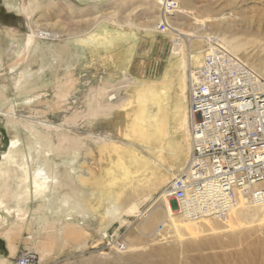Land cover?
Wrapping results in <instances>:
<instances>
[{
	"label": "bare ground",
	"instance_id": "1",
	"mask_svg": "<svg viewBox=\"0 0 264 264\" xmlns=\"http://www.w3.org/2000/svg\"><path fill=\"white\" fill-rule=\"evenodd\" d=\"M169 1L176 3L175 10L165 7ZM181 2L184 5L180 0H152V22L141 30L144 33L142 40L146 41L151 53L160 59L165 57L161 60L166 66L157 80L153 79L157 68L151 70L150 64L134 56L133 48L140 34L127 33L131 30L124 27L130 24L128 19L123 25L118 23L112 28L106 16L95 18L87 26L85 35H77L75 29L68 37L71 43L63 40L59 48L47 47L45 41L57 34L53 27L36 24L32 28L28 22L39 0H20L18 9L22 19L19 23L27 31L21 39L23 43L14 51L17 63L9 66L10 69L15 67L11 85L15 98L9 101L6 88L0 87V106L11 104L9 111L0 108V117L14 133L7 151L0 154V240L5 246L0 264L13 263L18 253L14 241L28 233L34 223L39 224L40 234L32 250L39 261L51 257L59 230L74 242L75 248H93L96 244L86 242L88 240L82 238L81 231L86 232L90 239L107 240L108 228L114 221L120 227H128L129 220L139 218L143 211L151 217V232L176 234L186 224L202 228L207 225L202 221L206 218L217 220L215 224L218 225L220 219L214 213V216L193 220L185 211L175 212L166 196L171 181L188 167L191 153L189 74L201 64L210 38H216L219 46L264 88V65L261 63L264 53L245 39L235 46L225 41L236 40V34L218 22L209 29L183 31L181 26L184 24L179 16L189 12L191 5L186 0ZM65 4L67 9H71L68 3ZM4 5L13 7V4ZM160 23L167 27L162 33L157 30ZM63 32L67 34V30ZM4 39L18 42L19 37L10 28L0 26V48ZM127 42L132 46L122 51L121 46ZM191 45L196 49L192 50ZM65 52H70V61L78 60L80 63L83 55L91 58L103 55L99 72L95 74L99 83L89 112H79L76 103L65 105L74 90V65L64 64L67 62ZM34 57L41 61L35 73L28 68ZM21 62L26 67L21 68ZM60 69L65 72L62 78H59ZM46 73L53 74L56 88L49 90L48 86L40 85L36 80L37 84L32 83L38 79L43 84ZM53 96L58 100L54 106L49 103ZM38 106L43 110L37 111ZM53 115H59L63 120L53 123L50 121ZM85 117L97 125L98 132L94 135L81 132L80 123ZM68 141H71V146L66 144ZM91 143L93 151L97 152V163L89 160L87 167L81 169L80 163L86 162L92 151ZM108 151L114 157L104 161V167L100 168L103 154L109 155ZM166 154L172 155L174 160L168 168L164 165ZM178 165H182L180 170ZM175 166H178L176 171ZM96 175H99L97 181ZM7 185L8 192L2 193ZM118 185H121L119 192L114 195L112 191ZM3 196H9L11 203L3 200ZM97 197L104 201L98 208L93 205ZM123 197L125 201H121ZM235 202L231 208L224 209L225 220H240L264 232V202H249L243 198ZM146 244L153 245V241L142 243L125 239L124 247L117 244L115 248L90 257L87 262L106 264L104 261L123 258L126 251L127 264H154L152 258L166 253L163 244L155 247H146ZM124 261L120 260L119 264H125Z\"/></svg>",
	"mask_w": 264,
	"mask_h": 264
},
{
	"label": "rangeland",
	"instance_id": "2",
	"mask_svg": "<svg viewBox=\"0 0 264 264\" xmlns=\"http://www.w3.org/2000/svg\"><path fill=\"white\" fill-rule=\"evenodd\" d=\"M10 1L12 2L10 3ZM16 1L17 0H0V26L10 28V30L19 37V39H17L18 42H12L10 39H4V44L2 48H0V87L6 88V96L9 101L15 98V93L11 86L12 78L15 77L13 74L15 67L10 69L9 66L17 63L15 62L16 56L14 55V51L16 52L17 47H20L23 43V40L21 39H24V33L27 31V29L19 23L22 19L18 9L20 0ZM186 1L191 5L189 8L190 11L182 13L183 16H179L181 23L184 24L181 26L183 31L188 32L198 28L209 29V26L218 22L227 26V28L232 30L233 34H236V40L230 41V39H224L225 41H228V43L235 46L236 44L242 43V39H245V41H250L252 46L260 48L259 50L264 53V0ZM6 3L10 5L13 4V7L11 6V8L9 5L8 7L5 6L4 4ZM65 3H68L71 9H67L68 7ZM180 4L184 5L181 0ZM152 7V0H107L101 2L94 0H39L37 7L31 11L28 17V22L32 28L36 24L48 25V27L52 26L57 34L50 36V39L45 41L46 46L59 48L63 45V40H66V43L72 42L71 40H68V37H71L70 33L73 30L76 29L77 35H85L87 32V26L92 24L93 21H95V18L99 19L100 17L106 16V21L109 23V27L112 25V28H115L118 23L123 25L125 20L128 19L130 24L124 27L131 30L127 33L133 31L140 34L137 35L138 41L133 48L134 56L136 59H139V61L150 64L151 70L156 67L157 74L153 77V79L158 80L161 77L160 72L166 66V63L161 60L162 58L165 60V57L162 56L160 59V57L151 53L146 41L142 40L144 33L141 32L142 28L152 22ZM211 10H213V12ZM63 30H67V34H65ZM35 33L36 31H34V35L37 38L38 34ZM129 44L130 42L123 44L121 46V50L124 51L130 48L132 45ZM169 47L170 45L167 46V49ZM8 48H10L9 52L5 53L4 51ZM191 49H196L195 45H191ZM71 51H73V49ZM165 56H167V50ZM71 57L70 52H65V60L67 62L64 64L68 63L70 65H74V76L72 78V87H74V90L71 92L72 95L69 94L71 97H68V101L65 102V105L76 103L78 104L77 106L79 112H89V107L93 105L92 97L95 87L99 83L96 80L95 74L99 72L98 66H100V60L103 55L93 56L92 58L87 55H83V62L81 63L78 62V60L70 61L72 60ZM39 59L40 58L38 57H34L28 64V68L34 73L41 66V61ZM44 60L48 62V58H45ZM145 60H148L149 63ZM261 63L264 65V59H261ZM20 66L21 68H24L26 67V64L21 62ZM64 74V70L60 69L59 78H62ZM35 80L40 85L45 84L48 86L50 88L49 90L56 88L53 74L48 75V73H46V78L44 79L43 84H41L38 79H34L32 83H36ZM57 84L59 85V82H57ZM41 99L42 101H45L44 97ZM34 100L38 101V98H34ZM56 102H58V100L55 96L49 98L50 105L54 106L57 104ZM38 107L37 111L43 110V108H41L42 106ZM0 108L9 111L11 104H3ZM31 113L36 115L41 114V112ZM51 117L50 121L53 123H58V121L63 120L59 115H53ZM81 121L80 129L82 131H80L82 133L94 135L98 132V127L97 125L95 126V122H89L90 120L86 117ZM5 123V119L0 117V154L7 151L9 141L14 136V133L11 132ZM66 144L69 146L72 145L71 141H68ZM93 146L94 145L91 143L92 151L90 150L86 162L84 160L80 163L81 169L87 167V161L90 160L95 162L97 157H95V155H97V152L93 151ZM108 152L110 153L109 155L103 154L104 160L101 162L100 168L104 167V161H109L114 157L110 151ZM173 161L172 155H165L164 165L167 168L172 166ZM178 166L180 170L182 165ZM178 166L174 167L175 171ZM98 177L99 175H96L95 181L98 180ZM120 186L121 185H118V187L113 189L112 192L114 195L119 192ZM8 189L9 187L7 185V187L2 190V193L8 192ZM2 199L8 201L9 204L11 203L9 196H3ZM93 201V205H97V208L104 202L100 197L94 198ZM121 201H125V197H123ZM145 206L143 208H146ZM171 206L176 212L175 204L171 203ZM262 218L264 219V216ZM202 221L207 225L200 228L191 224H186L176 234L151 232L149 231V228L153 227L151 224V217L143 211L139 218L129 220L128 227H120L118 226V223L114 221V223L108 228L107 240H101L98 237L90 239L86 232L81 231L80 233L83 236L82 238L88 240L86 242L90 244L93 242L96 244L93 248L88 247L85 249L75 248L74 242L70 238L67 239L65 234H63L64 231L59 230L57 233L58 241H56L54 245L51 257H49V259H45L44 261H40V263L90 264L87 262L90 257L95 256L106 249L115 248L117 244L124 247L123 242L125 239H133L136 242L139 241L142 243L153 241V245L146 244V247H155L160 244L164 245L163 248L166 250V253L160 257H155L154 259L152 258V261L155 262L154 264H172L170 262H173V264H264V232H262V229L259 230L258 228H255V226H249L246 222L234 219H229L228 221L220 219V221L217 222L218 225L215 224L217 220H212L210 218H206ZM224 222H229L230 224H224ZM37 226H39V224L34 223L28 233H23L19 240L16 239V241H14L18 250V253L14 258L24 252H34L32 250V245L40 234ZM84 231H87V229ZM0 244L3 246L2 250L5 251V246L2 240H0ZM107 244H110V246H107ZM4 251L2 252L3 254ZM123 254V258H113L111 261L104 262L106 264H111L112 262L114 264H119V261L123 259V261L125 260L123 263L127 264L126 260H128V255H126V251ZM1 256L4 257V255ZM14 260L15 259H13V261Z\"/></svg>",
	"mask_w": 264,
	"mask_h": 264
},
{
	"label": "built area",
	"instance_id": "3",
	"mask_svg": "<svg viewBox=\"0 0 264 264\" xmlns=\"http://www.w3.org/2000/svg\"><path fill=\"white\" fill-rule=\"evenodd\" d=\"M165 7L177 5L169 1ZM166 28L158 25L161 33ZM210 40L188 78V167L166 193L176 212L185 211L193 220L214 214L225 220L224 209L241 198L264 202V88L216 38ZM12 264L41 263L35 253L24 252Z\"/></svg>",
	"mask_w": 264,
	"mask_h": 264
},
{
	"label": "crops",
	"instance_id": "4",
	"mask_svg": "<svg viewBox=\"0 0 264 264\" xmlns=\"http://www.w3.org/2000/svg\"><path fill=\"white\" fill-rule=\"evenodd\" d=\"M6 47H8V46H6ZM9 49H10V48L6 49L4 52H5V53H8V52H9ZM2 247H3V246H1V244H0V256L2 255V252H3V250H2L3 248H2Z\"/></svg>",
	"mask_w": 264,
	"mask_h": 264
}]
</instances>
